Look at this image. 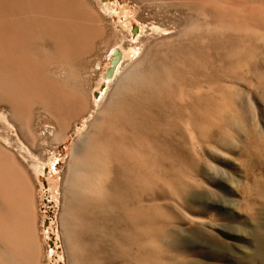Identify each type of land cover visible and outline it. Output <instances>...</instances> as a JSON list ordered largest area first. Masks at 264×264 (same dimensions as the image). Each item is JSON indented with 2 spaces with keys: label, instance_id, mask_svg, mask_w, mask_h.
<instances>
[{
  "label": "bare ground",
  "instance_id": "bare-ground-1",
  "mask_svg": "<svg viewBox=\"0 0 264 264\" xmlns=\"http://www.w3.org/2000/svg\"><path fill=\"white\" fill-rule=\"evenodd\" d=\"M141 1L163 9L173 23L156 28L167 37L129 50L133 62L106 102L102 92L81 127L73 126L77 137L63 174L58 219L66 264H229L238 253L233 247L243 250L240 242L250 243L255 264H264V218L248 203L250 221L229 213L237 203L213 187L205 167L220 170L204 160L213 156L207 145L214 144L236 152L248 169L257 165L246 139L237 146L232 137L243 132L264 143L248 115L264 106V0ZM91 6L88 0H0V104L9 111L1 119L17 124L29 149L67 138L61 124L37 134L34 105L60 122L86 108L73 82L77 71L73 80L67 76L104 33L102 16ZM124 38L108 55L112 60L120 54L110 76H103L107 86L122 67ZM44 42L51 52L43 51ZM47 65L69 66V75H41ZM24 150L39 173V159ZM28 175L0 145V264H43ZM248 190L261 204L264 183L253 181Z\"/></svg>",
  "mask_w": 264,
  "mask_h": 264
},
{
  "label": "rangeland",
  "instance_id": "rangeland-1",
  "mask_svg": "<svg viewBox=\"0 0 264 264\" xmlns=\"http://www.w3.org/2000/svg\"><path fill=\"white\" fill-rule=\"evenodd\" d=\"M88 1L89 3H91V7H93V10L102 16L100 24L103 28L104 33L100 37L95 38L92 41L90 46L91 48L87 53H85L83 56L72 63L71 68L73 67L72 71L74 70V72L69 71L71 72L70 75L67 71V69H69V66L67 68L65 67L64 70L56 68V66L54 67V65H47L41 70L40 73L41 75H43L44 73L50 75L52 73L55 76L54 78L57 79H65L64 76L69 75L70 77L67 76V78L73 80L75 76L76 80H73V82L77 83L76 86L79 85L78 87L82 98L86 100H84V102H86V108L85 110H83L84 112L75 115V118L71 117L70 120L66 122H60V118L58 116L56 118L51 116L52 119H56L54 122L51 117L46 115L45 111H43L40 106L34 105L32 108L31 124L37 130V134L40 133L44 135L48 131L51 132V130L52 132H55L59 128L58 124H61L67 129L66 140L62 143H53L46 146L45 148H39L36 150L29 149V147L20 138L21 136H19L20 134L17 130V124L13 125L1 119V113H3V115H8L9 111L6 105L0 104V145L12 151L18 157L19 161L25 166V168H27L29 172L28 179L32 185V188H34L33 208L35 211V225H37V236L42 248V256L44 258L42 260L43 264H66L64 244L62 241L60 222L58 219H60L62 210L63 174L66 171L67 161L70 155L69 152L77 137L73 126L76 125L77 127H81L82 117L85 116L84 114H86L93 107L92 101L99 100L102 92H105L103 96L104 101H102V103L106 102L108 94L114 88L115 80L123 75L133 62V60L129 61V59L126 57V54H128L129 50H131L133 46L138 44V42H140V45H142V47H148L151 45L150 43L153 44L155 43V41H159L167 37L169 34L163 36L161 33H158L156 28L161 29L168 26L170 27L173 23V20H169V18L165 17V12L163 9L157 8L154 4H149L147 6L141 0ZM155 8L157 9V12L155 11ZM111 24H113V28ZM105 25L108 27H106ZM110 27L114 29V33L112 32L113 30ZM120 35L125 37L123 42L124 44L122 46L124 51L118 48L121 52L120 63L123 64L115 79L112 78L114 80H112V82H110L107 86V81L103 79V76L106 73V69L110 65L109 61H111V58L108 55H110L109 53L111 52L112 47L117 42L116 40L121 37ZM41 46L43 48L45 47V49L43 50L44 52H51L52 50L50 43L44 42ZM131 56L132 55L130 54L129 57ZM75 72L76 74L73 76V73ZM62 75L63 78H61ZM76 77H78V79ZM67 78L66 82L68 81ZM80 85L83 86L81 87ZM95 96L98 98H94ZM85 97H87V99ZM256 98L257 97H255V99ZM255 110H251V113L248 114L249 121L258 126L264 137V106L261 105ZM90 121L91 120H88V124L90 123ZM55 126L58 128L56 129ZM214 130H216V128H214ZM239 135V137L237 135H233L234 137H232V140L235 142V144H238H236L237 146L242 145L241 142L243 141L240 140L241 138L243 140H247V142L245 140L243 143L247 145V148L249 146V156H253L250 159H254L255 161L257 159V165L255 166V168L248 169L247 167L242 166L239 159L240 157L236 152H227L220 146H215L214 144L207 145V150H211L213 152V156H206L204 160L205 163H207L210 167L218 168L220 171L219 173H214V170L210 169L209 171L207 167L205 168L208 171V178L213 180L212 182L216 185V187L214 184L212 185L218 191V193L224 194L230 202L232 201L234 203H237V205L234 204L231 207V210H228L229 213H233L235 216H246L245 218L247 219L244 221H247L248 219V221H250L252 217L250 216L249 210L244 207L246 203L250 204V211H252L253 213H260L261 215H259L264 218V213H261L264 212V199L261 204H259V200L257 198L255 190H248L244 192L246 185L251 184V182L253 181H261L262 183H264V154H261L258 147L260 146V143H262L263 145L264 143L259 142L260 139L259 141L255 140L253 137L249 136V134V137H245V134L243 132ZM235 136L237 137L235 138ZM23 148L31 152L34 157L39 159L41 163V171L39 173H35L33 171L32 158L25 152ZM215 155L216 157H214ZM213 177H215L216 179H213ZM227 178H230V180L227 181ZM255 200H257L258 202L255 203ZM216 209L218 211L221 210L220 207H216ZM186 235L188 236V232H186ZM220 237L224 238L223 235H220ZM239 245L244 246L245 249L241 247V249L243 248V250H240L236 249V246L233 247V253H241H236L238 255L234 254L233 261L229 264H255V252L252 249L250 243L240 242ZM175 264L183 263L181 261H177Z\"/></svg>",
  "mask_w": 264,
  "mask_h": 264
},
{
  "label": "water",
  "instance_id": "water-1",
  "mask_svg": "<svg viewBox=\"0 0 264 264\" xmlns=\"http://www.w3.org/2000/svg\"><path fill=\"white\" fill-rule=\"evenodd\" d=\"M119 56V52L114 55V58L110 61L109 68L106 70L105 77L110 76V72L114 69L116 63L118 62Z\"/></svg>",
  "mask_w": 264,
  "mask_h": 264
}]
</instances>
